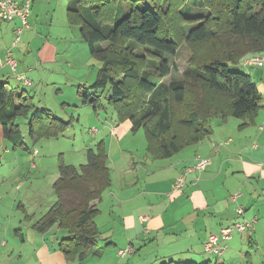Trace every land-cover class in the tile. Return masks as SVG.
Listing matches in <instances>:
<instances>
[{
  "label": "trees",
  "instance_id": "16d2710c",
  "mask_svg": "<svg viewBox=\"0 0 264 264\" xmlns=\"http://www.w3.org/2000/svg\"><path fill=\"white\" fill-rule=\"evenodd\" d=\"M186 1L74 0L67 13L80 26L91 57L101 63L94 82L78 87L77 95L94 111L104 96L115 123L130 120L133 132L143 131L154 159L169 158L210 136L215 117L223 124L239 119V128L253 125L262 105L250 76L231 66L264 51V0H196L207 12L198 16H191L189 8L183 13ZM130 44L143 46L148 56L137 55ZM181 46L190 51L188 65L181 79L166 84L172 71L167 58ZM149 66H155L153 74ZM5 86L0 84V138L13 149L28 150L18 118H27L31 139L57 138L71 126L48 110L33 109L24 91ZM86 152L87 163L79 167L59 158V176L52 184L56 200L33 224L40 233L55 225L68 233L59 245L67 260L83 261L96 246L98 210L92 203L111 186L104 142Z\"/></svg>",
  "mask_w": 264,
  "mask_h": 264
},
{
  "label": "crops",
  "instance_id": "0c3cea01",
  "mask_svg": "<svg viewBox=\"0 0 264 264\" xmlns=\"http://www.w3.org/2000/svg\"><path fill=\"white\" fill-rule=\"evenodd\" d=\"M49 1L48 3L41 0L32 1L29 28L24 31L25 37L21 38V45L13 49L19 51L21 48V51L25 49L33 52V55L28 57L29 66L18 60L16 70V73L27 75L32 84L24 86L22 81L15 77L16 81L21 82L27 90L9 89L7 81L13 71L6 66L0 67V84L6 83L5 87L8 91L14 90L12 92L17 93L24 91L33 109H45L51 112L53 108L45 106L47 105L45 99L39 101V104H43L42 107L36 106L33 102L35 96L45 93L43 88L48 84L54 86L55 93L61 94L59 87L63 84L53 82L54 73L63 71L67 75V70L73 69V66L79 69L92 64L94 72L85 80L87 82L81 83L76 79V83L79 84L77 87H86L94 82L101 63L91 55L81 62L61 55L62 51L57 46L59 42L69 47L68 44H71V41L77 40L73 28H76L78 32L81 44L87 45L81 36L80 26L72 24L67 14L74 0H56L55 4L52 0ZM61 7L66 8L64 18H61L58 13ZM31 22L34 25V31H30ZM17 23L18 21L12 20L5 21L3 23L5 25H0V60L11 49V38ZM11 55H16L12 53V49ZM258 55L262 58L263 65L246 67L257 69L255 75L250 72V78L262 99L261 109L254 119V124L239 128L242 123L239 119L229 118L223 124L219 118H216L218 120L211 123L210 136L186 146L166 159H154L147 153L145 137L133 139L144 145L145 154L141 152L143 156L139 157L137 150L123 138L127 137L128 133L136 134L142 130L133 132L130 120L115 123V117L102 118L97 113L99 110L93 109L100 122L95 119L93 121L101 124V127L89 132L95 135L92 144L104 142L106 146L111 186L102 198L93 202L92 205L98 210L94 222L99 235L103 233L98 225L101 211H105L113 221L112 228L107 231L108 234L104 238L109 240L106 249L117 248L114 251H117L116 254L112 252L111 262L100 263L102 262L100 259L105 256L108 259L110 255L108 250L99 249L97 244L89 251L85 260H67L59 248L61 241L69 237L65 230L56 225L44 233L33 229L34 222L45 215L55 202L54 200L47 206L44 214L36 220L21 202L18 203L16 208L22 213L23 220L30 223V228L27 227V232L23 233L24 228L20 226L11 228V221H7L4 227H0V264H105V262L106 264H166L169 262L198 264L195 260L199 259L201 251L204 252V243L208 236L211 233H218L220 229L240 219L235 212L238 206L244 209L245 219L256 221L255 228L246 237L247 245L252 248L253 233L257 234L260 225L264 236V51ZM52 65L63 66L64 69L52 68ZM56 105L59 108L70 107L63 102ZM82 105L88 106V109H83L85 115L92 112L89 109L92 105L83 103ZM72 117L69 121H62L71 123ZM24 120L27 121V118ZM77 121H80V116ZM250 126H255V129L252 131L246 129ZM30 140L34 144L40 139ZM131 151L136 154L133 155ZM26 152L31 159V169H35L37 166L34 159L39 154L37 149H28ZM196 157L208 159L210 162L204 170L191 172L186 186L175 191L173 188L175 179L186 168L194 165ZM83 158L81 154V161ZM62 163L64 164L63 161ZM58 169L59 160L58 172L53 174L52 184L59 176ZM235 194L238 197L233 200L232 196ZM115 225L118 229L114 230ZM11 229H14L13 233ZM231 239L232 237L229 241ZM127 248H130L131 252L120 257L119 250ZM90 256L96 257L94 260L98 262L91 261L93 259L91 258L88 263ZM244 257L247 258L248 254L245 253ZM207 262L210 261L200 264ZM247 263L250 264V261Z\"/></svg>",
  "mask_w": 264,
  "mask_h": 264
},
{
  "label": "rangeland",
  "instance_id": "374dc122",
  "mask_svg": "<svg viewBox=\"0 0 264 264\" xmlns=\"http://www.w3.org/2000/svg\"><path fill=\"white\" fill-rule=\"evenodd\" d=\"M52 1L53 4L56 3V0H52ZM195 1L196 0L186 1L185 11L183 10V13L185 15H187L186 8H189L191 16L205 15L207 13L201 6L197 4V2L195 3ZM41 2L48 3L50 1L41 0ZM147 4L150 5V2L149 3L147 2ZM58 10H59L58 13H60L61 18H64L66 8L61 7ZM3 23L4 22H0V25H5ZM29 25H30V18H29ZM73 29H75L74 31L77 35L76 36L77 40L71 41V44H68L69 47H65V44L60 42L58 43L57 46L58 49L62 51L61 52L62 56L66 55L71 59H75L81 62L82 60H86L85 57H90V53L89 50L86 49L87 46L81 44L82 42L80 38L78 39L79 36L76 28ZM30 31H34V25L32 24V22H31ZM24 34L25 33H23L22 35L23 37H21L23 39L25 37ZM43 34H45V31H43ZM70 35L72 36V33H70ZM13 39L14 37L11 38V41H13ZM21 43L14 47L11 46L12 53H16V55L12 56V58L15 59L17 62L18 60L21 62H25L29 66L28 57L32 56L33 52L27 51L25 49L21 51V48L19 51L13 50L19 47ZM135 45L130 44L129 47L132 48L137 55L140 56L143 54L144 56L145 55L148 56V52H147L148 50L146 48L145 49L139 48L143 46L138 44ZM11 49L8 51L11 52ZM67 50H68V54H67ZM5 55L2 57V60L4 59ZM189 55H190L189 49L186 46H181L179 51L174 57L167 58V60L169 61L172 67V71L171 74L164 79V82L166 84L170 83L172 80L181 79V72L188 65ZM60 67L61 66L59 65H52V68L60 69ZM176 67L178 69H176ZM61 68H63V66ZM153 68H155V66L147 67V70L150 74H153L154 72ZM231 70L242 72L248 76H250V72H252L253 75H255L257 71V69L246 68L240 64L236 66H231ZM67 72H68L67 75L64 74L63 71H61V73L59 72L54 73L52 76L53 82L63 84L62 87H59V90H61V94L58 95L57 93H55V88H53L54 86L52 84H48L43 88L45 93H43L42 95L35 96L33 102V104H35L36 106L42 107L43 104H39V101L41 99H45L47 102V105L45 106H49L50 108H53L51 112L55 117L61 120L69 121L71 120V116H73L72 117L73 119L71 121V126L65 131L63 135L57 137V139H47V140L40 139L34 144H32V141L30 140L31 138H29V133H28L29 127L27 126L26 120H24V118H18L16 120L18 128L20 129L21 132V136L24 138L23 143L25 145V148L30 150L35 148L39 153L38 157L34 159V163L37 166L35 169H31L30 167L31 159L29 158V155L24 149V147L13 149V147L10 145L9 142H7L3 138H0V168H1L0 169V227H4L7 224V221L9 222L11 221L12 222L11 228H15L13 226L16 227L20 226L22 227V229L24 228L23 233L24 231L27 232V227L30 228V223L23 220L22 213L20 212V210L16 208L18 206V203L21 202L27 208V212L29 214H32L35 217V220L38 219L42 214H44L50 202L56 200V196H54L52 192L51 180L53 174H57L56 172H58L57 168H58L59 158H61V160L66 165L79 167L80 165L87 163L86 151L89 147L93 148L95 145V143L92 144L93 142L92 140L94 139L95 135H92V133L89 131L93 129L96 130L100 129L101 124L98 123L96 124L93 121L95 119L97 122L98 121L100 122V119L97 120V117L95 116L96 114L94 113L92 106L91 108H89L91 109L92 112H90L88 115H85V111L83 109H88V106L84 107L82 105V98H80L77 95V89H78L77 86L79 84L76 83V79L80 80L81 83L87 82L85 80H87L88 76L93 74L94 72L93 65L89 64L79 69H76L73 66V69L67 70ZM17 74H23V73H18V72L16 73V71L11 72V76L7 81L8 82L7 87L9 89L12 88L14 90H17L19 88L27 90V88H25L21 82L16 81L15 77ZM252 78L253 80H255L253 76ZM86 84H91V83H86ZM88 86L89 85H87L86 87ZM106 90L108 91V88H106ZM86 92L90 93L89 90H87ZM59 102L68 104L70 107L63 106V108L62 107L59 108L56 105ZM101 105L102 107L97 112L98 115L102 118L113 119L115 117L114 111L112 107L108 105L107 100L104 96L101 99ZM78 116H80L79 122L77 121ZM216 120H218L216 119V117L213 118L211 123H213ZM246 129L252 131L255 129V126H250L247 127ZM123 139H127L128 144L133 146V148L137 150V155L139 157L143 156L142 153L145 154L143 150L144 145L137 143V141L133 140V139H144V134L142 131H139L136 134L128 133V136L124 137ZM138 150L140 151L138 152ZM131 153L133 155L136 154V152H132V151ZM81 154L84 157L82 161L80 159ZM20 174L21 176H19ZM108 190L109 189H107L106 192ZM98 218H99L98 225L100 227V230L103 231V233H101L97 237V247L99 249L108 250V253L110 255V258L108 259H106V256L103 259H100L102 261L100 263H104L103 261L111 262L113 258L112 252L116 254L117 251L116 252L114 251L117 250V248L106 249V244L109 242V240L104 238L108 234L107 231L110 228H112L111 223L113 221L111 218H109L108 214L105 211H101L100 216ZM261 228L262 226L260 225L257 234L253 233L252 239L254 243L252 248L249 247L246 242L247 240L246 237L247 235H250L249 232L251 231H246L243 232L242 234L234 232L232 234V239L226 242L227 249L221 256L217 257V255L208 254L206 252L201 251L199 253L200 255L199 259L195 260V262L198 264L204 263L206 261H210L211 264H215V263L248 264L247 261H250V264H264V236L262 235ZM115 229H118L117 225H115L114 230ZM13 230L14 229H11L12 233ZM245 253L248 254L247 258L244 257ZM91 258L93 257L90 256L89 259L87 260V262L89 261L88 263H90ZM94 259H96V257L91 259V261L98 262L97 260Z\"/></svg>",
  "mask_w": 264,
  "mask_h": 264
},
{
  "label": "built area",
  "instance_id": "2783aa9c",
  "mask_svg": "<svg viewBox=\"0 0 264 264\" xmlns=\"http://www.w3.org/2000/svg\"><path fill=\"white\" fill-rule=\"evenodd\" d=\"M33 0H0V21H18L17 25L13 30V41L12 46H17L21 42L22 34L29 28V16L31 12V4ZM242 65L247 67H260L262 66L263 60L257 55H250L242 60ZM8 66L12 71H16L18 62L12 58L11 52L8 51L4 59L0 60V67ZM16 78L22 81L24 86H30L31 81L24 74H17ZM92 131V130H91ZM93 132V131H92ZM208 159L196 157L194 165L186 168L183 173L179 174L174 182V190L179 191L183 189L189 178L188 175L194 171H202L209 164ZM238 195H233L232 199L235 200ZM236 215L240 217V220L234 222L226 228L220 229L218 233H211L206 242L204 243V252L213 255H221L226 249V242L232 237V234H242L246 231H251L255 226V219H245L243 217L244 209L238 206L235 209ZM131 249L127 248L119 250L118 255L124 256L126 253H130Z\"/></svg>",
  "mask_w": 264,
  "mask_h": 264
},
{
  "label": "bare ground",
  "instance_id": "6f19581e",
  "mask_svg": "<svg viewBox=\"0 0 264 264\" xmlns=\"http://www.w3.org/2000/svg\"><path fill=\"white\" fill-rule=\"evenodd\" d=\"M248 56H250V55H248ZM243 59H244V58H243ZM243 59H242V60H243ZM242 60H241V62H242ZM241 65H242V63H241ZM262 65H263V63H262ZM242 66H243V65H242ZM243 67H247V66H243ZM260 67H261V66H260ZM221 255H222V254H221ZM221 255H218V256H221ZM218 256H217V257H218Z\"/></svg>",
  "mask_w": 264,
  "mask_h": 264
}]
</instances>
